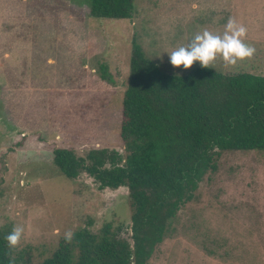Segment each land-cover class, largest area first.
<instances>
[{"label":"rangeland","instance_id":"rangeland-1","mask_svg":"<svg viewBox=\"0 0 264 264\" xmlns=\"http://www.w3.org/2000/svg\"><path fill=\"white\" fill-rule=\"evenodd\" d=\"M229 18L247 28L255 55L211 68L264 75V0H134L124 19L92 16L88 0H0V230L25 228L11 251L17 261L49 257L68 230L111 223L129 237L127 188L99 189L86 173L66 177L53 150L123 152L133 39L162 71L187 74L199 62L174 67L167 51L204 29L222 34ZM146 264H264V151H222Z\"/></svg>","mask_w":264,"mask_h":264},{"label":"trees","instance_id":"trees-1","mask_svg":"<svg viewBox=\"0 0 264 264\" xmlns=\"http://www.w3.org/2000/svg\"><path fill=\"white\" fill-rule=\"evenodd\" d=\"M88 2L95 17L131 18L134 11V0ZM131 45L119 126L123 152L53 150V163L66 177L86 173L99 189L127 188L129 237L111 223L98 232L83 227L36 264H146L204 175L216 170L222 151H264V75L200 65L187 74L166 73L136 40ZM100 68L106 76L107 67ZM6 236L0 230V264H9Z\"/></svg>","mask_w":264,"mask_h":264},{"label":"clouds","instance_id":"clouds-1","mask_svg":"<svg viewBox=\"0 0 264 264\" xmlns=\"http://www.w3.org/2000/svg\"><path fill=\"white\" fill-rule=\"evenodd\" d=\"M246 36L247 28L234 18H229L222 34L204 29L195 34L188 44L167 51L170 63L174 67L183 65V68L187 70L193 66L194 62H199L200 67L206 69L214 67L216 60L221 59L225 68L235 67L238 62L250 60L255 55L256 49L246 43ZM24 233L23 225L17 224L5 237L10 249L9 264H15L11 251L19 248ZM63 238L66 243H71L74 233L68 230Z\"/></svg>","mask_w":264,"mask_h":264}]
</instances>
